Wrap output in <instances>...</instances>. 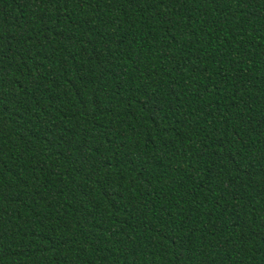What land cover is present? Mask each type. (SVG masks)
Wrapping results in <instances>:
<instances>
[{
	"label": "trees",
	"instance_id": "16d2710c",
	"mask_svg": "<svg viewBox=\"0 0 264 264\" xmlns=\"http://www.w3.org/2000/svg\"><path fill=\"white\" fill-rule=\"evenodd\" d=\"M0 264H264V0H0Z\"/></svg>",
	"mask_w": 264,
	"mask_h": 264
}]
</instances>
